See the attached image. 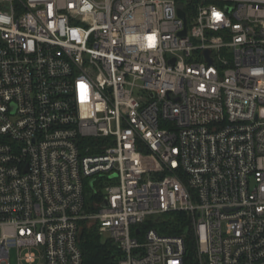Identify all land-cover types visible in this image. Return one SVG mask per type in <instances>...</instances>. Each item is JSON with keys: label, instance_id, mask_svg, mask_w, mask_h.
I'll return each instance as SVG.
<instances>
[{"label": "built area", "instance_id": "built-area-1", "mask_svg": "<svg viewBox=\"0 0 264 264\" xmlns=\"http://www.w3.org/2000/svg\"><path fill=\"white\" fill-rule=\"evenodd\" d=\"M85 222L115 264H264V0H0V264H84Z\"/></svg>", "mask_w": 264, "mask_h": 264}, {"label": "trees", "instance_id": "trees-1", "mask_svg": "<svg viewBox=\"0 0 264 264\" xmlns=\"http://www.w3.org/2000/svg\"><path fill=\"white\" fill-rule=\"evenodd\" d=\"M86 211L94 210V203L101 200V194L95 195L91 187L86 189ZM185 213H169L159 219L162 222H154L150 219L145 227L155 228L162 234L183 235L187 239L188 252L186 258L188 261H195V243L191 232L187 227ZM185 221V222H184ZM188 222V221H187ZM80 247L84 255V264H115L118 255L117 247L111 242H104L95 226H89L83 223Z\"/></svg>", "mask_w": 264, "mask_h": 264}, {"label": "rangeland", "instance_id": "rangeland-1", "mask_svg": "<svg viewBox=\"0 0 264 264\" xmlns=\"http://www.w3.org/2000/svg\"><path fill=\"white\" fill-rule=\"evenodd\" d=\"M91 226V225H90ZM102 240L104 242H107L110 240V236L109 234L107 233H104L102 235ZM10 264H19V261H18V256H17V251L15 249H12L11 252H10Z\"/></svg>", "mask_w": 264, "mask_h": 264}, {"label": "water", "instance_id": "water-1", "mask_svg": "<svg viewBox=\"0 0 264 264\" xmlns=\"http://www.w3.org/2000/svg\"><path fill=\"white\" fill-rule=\"evenodd\" d=\"M179 14H180V16L182 17V18H184L185 19V12L183 11V10H179ZM187 32H186V29L182 32V34L183 35H185Z\"/></svg>", "mask_w": 264, "mask_h": 264}, {"label": "snow or ice", "instance_id": "snow-or-ice-1", "mask_svg": "<svg viewBox=\"0 0 264 264\" xmlns=\"http://www.w3.org/2000/svg\"><path fill=\"white\" fill-rule=\"evenodd\" d=\"M218 15V14H217Z\"/></svg>", "mask_w": 264, "mask_h": 264}]
</instances>
